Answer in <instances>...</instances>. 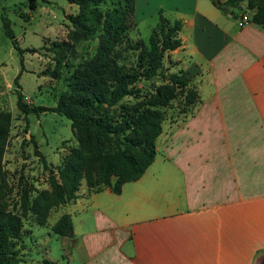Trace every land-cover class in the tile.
Returning <instances> with one entry per match:
<instances>
[{
	"label": "crops",
	"instance_id": "crops-1",
	"mask_svg": "<svg viewBox=\"0 0 264 264\" xmlns=\"http://www.w3.org/2000/svg\"><path fill=\"white\" fill-rule=\"evenodd\" d=\"M246 3L236 17L213 0H135L137 24L160 7L181 20L173 50L198 69L200 100L139 177L118 192L82 182L61 205L66 264H264V26L238 23Z\"/></svg>",
	"mask_w": 264,
	"mask_h": 264
},
{
	"label": "trees",
	"instance_id": "trees-1",
	"mask_svg": "<svg viewBox=\"0 0 264 264\" xmlns=\"http://www.w3.org/2000/svg\"><path fill=\"white\" fill-rule=\"evenodd\" d=\"M69 1L78 5V11L66 14L72 24L66 38L52 43L57 66L51 73L57 75L58 64L67 54L75 53V45L81 40L97 38L93 53L77 63H70L72 69L66 76L67 87L58 94L54 105L32 104L24 99L20 89L16 103L25 114L50 110L68 117L78 145L71 148L68 158L56 172L48 167L41 154L43 164L49 170L51 188L39 190L34 196H30V190L25 188L21 193L20 210L15 211L6 202L11 187L2 162L11 116L8 111H0V264H16L23 260L24 246L16 244L22 234L23 217L28 212L35 213L37 222L43 224L50 206L76 197L82 177L86 178L88 188L110 186L116 192L124 181L139 177L155 156L156 139L163 130L165 106L176 95L177 88H186L184 98L188 104L200 100L197 89L191 86L194 76L199 73L194 64L179 71H166L163 67L166 52L181 45L182 22L179 18L168 17L160 7L158 21L146 42L128 35L126 18L133 11L135 0H110L104 8L101 5L105 0ZM213 1L223 11L238 16L229 6L237 5L240 0ZM29 6L33 8L35 2L30 1ZM245 9L251 11V21L264 26V0H254L251 7L246 3ZM20 14L24 16L23 12ZM3 26L22 53L7 16H3ZM130 52H136V55L128 62ZM20 72L15 76L18 86ZM153 75H161L167 82L133 105L121 104L124 96L139 95L140 89L135 86L137 80ZM118 103L121 112L114 116L110 108ZM52 229L73 235L71 215L60 214ZM43 262L59 264L49 259Z\"/></svg>",
	"mask_w": 264,
	"mask_h": 264
},
{
	"label": "rangeland",
	"instance_id": "rangeland-1",
	"mask_svg": "<svg viewBox=\"0 0 264 264\" xmlns=\"http://www.w3.org/2000/svg\"><path fill=\"white\" fill-rule=\"evenodd\" d=\"M30 1L35 2L33 8L29 6ZM109 3L110 0H105L101 7ZM253 3L254 0L247 1V7ZM237 7L239 10L243 8L240 2ZM134 8L126 18L128 35L132 39L143 38L147 42L158 21V11H147V15L137 24ZM77 11L78 5L69 0H0V111H8L11 116L2 162L6 180L11 187L6 202L15 211L20 210L21 193L25 188L30 190V196L36 195L39 190L51 188L49 170L44 166L41 154L48 167L56 172V168L68 158L71 148L78 145L77 135L68 117L50 110L25 114L16 103L17 90L20 89L24 99L32 104L54 105L58 94L67 87L66 76L72 69L70 63H77L93 53L97 38L81 40L75 45V53L67 54L63 62L58 64L57 75L51 73L57 66V54L52 43L66 38L68 30L72 28L66 14ZM164 14L167 15V11ZM3 16L9 18L17 45L23 49L22 53H19L6 34ZM135 55L136 52H130L126 60L133 61ZM183 56L173 49L167 51L163 61L164 69H184ZM19 72L18 86L15 76ZM165 82L167 79L161 75L141 78L135 82V86L140 89L139 95H126L120 102L126 106L133 105L155 92ZM191 86L196 88L193 80ZM185 90L184 87L177 88L176 95L165 106L164 131L192 111L194 104L190 105L185 100ZM120 110V103L110 108L114 116H118ZM85 181L86 178L82 177V182ZM62 204L48 208L43 224L37 222L35 213L28 212L23 217L22 234L16 239L17 245L24 246L23 260L16 264H45L44 259L66 264L73 236L52 229L53 223L60 216Z\"/></svg>",
	"mask_w": 264,
	"mask_h": 264
},
{
	"label": "built area",
	"instance_id": "built-area-1",
	"mask_svg": "<svg viewBox=\"0 0 264 264\" xmlns=\"http://www.w3.org/2000/svg\"><path fill=\"white\" fill-rule=\"evenodd\" d=\"M249 21H251V14L250 12L248 11H243L239 14V17H238V23L240 25H244L246 23H248Z\"/></svg>",
	"mask_w": 264,
	"mask_h": 264
}]
</instances>
